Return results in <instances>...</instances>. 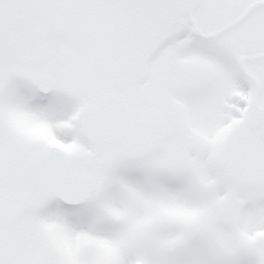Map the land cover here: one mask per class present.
Masks as SVG:
<instances>
[{"label": "snow or ice", "instance_id": "snow-or-ice-1", "mask_svg": "<svg viewBox=\"0 0 264 264\" xmlns=\"http://www.w3.org/2000/svg\"><path fill=\"white\" fill-rule=\"evenodd\" d=\"M0 264H264V0H0Z\"/></svg>", "mask_w": 264, "mask_h": 264}]
</instances>
